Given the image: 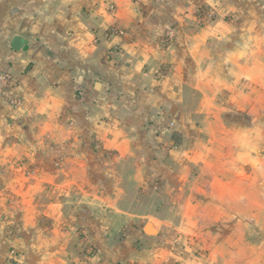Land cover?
<instances>
[{"label":"crops","instance_id":"obj_1","mask_svg":"<svg viewBox=\"0 0 264 264\" xmlns=\"http://www.w3.org/2000/svg\"><path fill=\"white\" fill-rule=\"evenodd\" d=\"M7 71L0 264H264V0H0Z\"/></svg>","mask_w":264,"mask_h":264},{"label":"built area","instance_id":"obj_2","mask_svg":"<svg viewBox=\"0 0 264 264\" xmlns=\"http://www.w3.org/2000/svg\"><path fill=\"white\" fill-rule=\"evenodd\" d=\"M211 17V16H209ZM110 33L118 34V35H124L125 30L121 27H119L116 24H113L109 30ZM167 41L173 40V34L168 33L166 35ZM12 80V76L10 72H3L0 74V93L3 96L4 101H6L8 104H10L14 109H19L23 105V99L22 97L18 95H12L9 93V87L10 82ZM88 251L92 253L94 251L92 246H88ZM8 261L10 264H19L20 263V253L15 249L11 248L8 252Z\"/></svg>","mask_w":264,"mask_h":264},{"label":"water","instance_id":"obj_3","mask_svg":"<svg viewBox=\"0 0 264 264\" xmlns=\"http://www.w3.org/2000/svg\"><path fill=\"white\" fill-rule=\"evenodd\" d=\"M22 45H23V39L21 37H15L14 43H13V48L18 50V49H21ZM146 231L148 233H155V232L151 231L149 228H147Z\"/></svg>","mask_w":264,"mask_h":264}]
</instances>
